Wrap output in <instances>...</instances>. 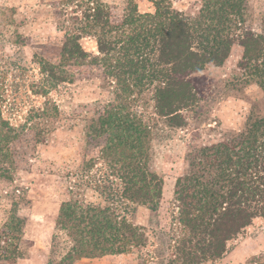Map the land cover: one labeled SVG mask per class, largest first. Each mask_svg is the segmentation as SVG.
Returning <instances> with one entry per match:
<instances>
[{
  "label": "rangeland",
  "instance_id": "1",
  "mask_svg": "<svg viewBox=\"0 0 264 264\" xmlns=\"http://www.w3.org/2000/svg\"><path fill=\"white\" fill-rule=\"evenodd\" d=\"M101 1L113 17L126 13L131 1L141 13L154 11L150 0ZM78 2L0 0V115L11 130L9 143L0 149V230L18 237L5 238L19 250L15 264L58 261L71 240L56 219L61 203L73 198L110 207L142 227L147 238L144 246L126 253L73 264H170L171 237L180 228L175 182L187 169L190 146L211 144L238 130L252 107L264 106V92L238 66L242 47L237 43L222 65L207 64L198 73L206 78L203 100L183 112L182 127L168 126L155 113L152 87L135 90L131 107L151 127L148 166L163 180L162 195L154 210L108 198V189L103 193L94 184L112 187L117 180L100 158L102 144L88 143L87 134L90 122L115 101L117 85L92 61L99 57L94 36L81 33L78 40L88 55L84 61H64L61 55L66 35L83 22ZM201 3L170 0L174 10L189 16ZM246 5V25L259 32L264 0H246ZM44 65H54L64 81L44 72ZM206 264H264V217L254 218L227 242L221 258Z\"/></svg>",
  "mask_w": 264,
  "mask_h": 264
},
{
  "label": "trees",
  "instance_id": "2",
  "mask_svg": "<svg viewBox=\"0 0 264 264\" xmlns=\"http://www.w3.org/2000/svg\"><path fill=\"white\" fill-rule=\"evenodd\" d=\"M150 1L153 12L141 13L131 1L126 13L113 17L101 0H80L82 25L66 35L61 55L64 61H84L88 55L78 40L81 33L92 35L99 51L92 61L116 81L115 101L90 122L87 139L102 144L100 158L117 183L95 182L96 189L154 210L163 180L149 169L152 130L132 109V93L152 87L155 113L168 126L182 127L183 112L203 100L206 78L198 73L207 64L222 65L235 43L242 47L238 66L264 92V18L255 32L246 25V0H202L193 16L174 10L170 0ZM42 69L64 81L54 65ZM10 131L0 115V149L9 143ZM175 199L180 228L171 237L170 264L217 260L230 239L254 218L264 217V106L252 107L242 127L224 139L190 146L187 169L175 182ZM56 223L71 244L48 264L126 253L147 240L142 227L110 207L73 198L61 203ZM11 236L0 230V264L20 258L16 245L5 240L18 238Z\"/></svg>",
  "mask_w": 264,
  "mask_h": 264
}]
</instances>
